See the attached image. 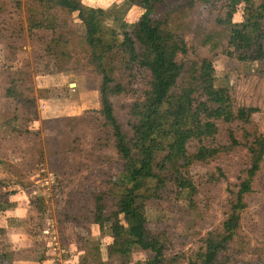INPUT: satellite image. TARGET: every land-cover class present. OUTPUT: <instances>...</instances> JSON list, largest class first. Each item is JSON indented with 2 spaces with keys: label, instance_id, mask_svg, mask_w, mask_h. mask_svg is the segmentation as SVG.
Segmentation results:
<instances>
[{
  "label": "rangeland",
  "instance_id": "374dc122",
  "mask_svg": "<svg viewBox=\"0 0 264 264\" xmlns=\"http://www.w3.org/2000/svg\"><path fill=\"white\" fill-rule=\"evenodd\" d=\"M16 1L19 8L15 1L0 0L6 4L0 13V264H145L148 254L140 250L130 261L110 251L109 232L90 222L93 196L81 195L93 188L110 195L122 183L131 184L118 170L116 140L104 126L99 95L104 76L84 42L86 28L76 15L60 12L61 21L50 22L48 32L30 34L33 12L46 9L39 0ZM81 1L86 8L106 11L101 18L105 38L122 39L118 26L123 21L117 15L131 30L142 13L136 0ZM185 1L159 0L154 22L167 21L166 27L185 38L191 48L187 59L195 67L211 63L215 87L228 89L236 106L259 108L252 130L264 131V63L250 60L256 41L245 47L231 32L246 19L244 11L229 18L232 4L243 0H211L193 8L184 6ZM260 1L250 0L253 7ZM219 19L224 22L218 24ZM126 60L116 49L106 55L114 78L133 82L138 90ZM184 79L188 82V76ZM6 90L12 91L10 97ZM141 96L142 91L123 93L120 101L130 104ZM119 119L124 121L123 114ZM215 122L228 124L224 118ZM246 152L239 148L189 167L195 191L168 181L159 197L145 201L150 227L163 233L168 262L188 264L214 230L220 236L219 264L264 259V162L254 192L247 195V208L240 214L227 208L229 188L238 184ZM180 154L181 148L171 145L164 157ZM220 173L223 181L211 184L208 179ZM190 197L197 200L196 210L189 206ZM120 220L122 236L137 240Z\"/></svg>",
  "mask_w": 264,
  "mask_h": 264
},
{
  "label": "trees",
  "instance_id": "16d2710c",
  "mask_svg": "<svg viewBox=\"0 0 264 264\" xmlns=\"http://www.w3.org/2000/svg\"><path fill=\"white\" fill-rule=\"evenodd\" d=\"M15 7H20L16 0ZM159 0H136L141 16L133 29L128 30L125 18L118 28L122 29V39L105 38L101 18L104 9L86 8L81 0H39L44 5L42 11L33 12L28 30L30 34L46 33L50 22L61 21L60 12L68 16L76 15L86 28L83 37L89 47L95 65L104 76L100 91V105L104 126L110 128L116 140L119 154L118 170L131 181L122 183L117 192L85 191L81 195L93 196L95 207L90 222L101 231H108L112 239L110 251L132 260L136 250L147 255L145 264H171L166 256L163 233L150 227L145 201L159 197L168 181L178 182L181 188L195 191L188 168L197 163L216 161L235 152L246 149L242 170L238 174V184L229 188L228 211L240 214L247 208V195L254 192V183L264 162V131L254 128L255 115L260 109L253 106H236L228 89L216 88L214 70L210 62L194 66L188 60L191 48L184 37L170 30L167 21L154 22L153 15ZM197 3L211 4V0H186L184 6L193 8ZM250 0L232 4V19L239 11L245 12L241 23L233 25L232 35L240 45L250 46L256 41L250 60L264 63V1L252 6ZM0 2V13L5 9ZM48 8V9H47ZM55 9V13H54ZM218 20L217 23H223ZM232 24L231 21H227ZM65 41V40H61ZM126 55V70L138 83L117 81L107 68L106 55L113 52ZM188 76V82L184 79ZM141 87V90H139ZM142 91V98L125 104L120 101L123 93ZM6 90L5 97H10ZM202 100V101H201ZM123 114L124 121L119 117ZM184 120V124L170 120ZM224 118L228 124L220 126L215 119ZM194 144H196L194 146ZM176 145L181 148L178 157H164L167 148ZM193 148L194 153H190ZM224 175L211 176V184L219 185ZM230 187V186H229ZM150 190H153L150 191ZM189 206L199 207L197 200L190 197ZM110 205V207H109ZM69 206L64 213L69 212ZM120 218H123L137 240H128L121 234ZM64 219L79 222V218L65 216ZM78 220V221H77ZM202 250L188 264H219L220 236L214 230L202 239ZM241 262L237 264H264Z\"/></svg>",
  "mask_w": 264,
  "mask_h": 264
},
{
  "label": "water",
  "instance_id": "95a60500",
  "mask_svg": "<svg viewBox=\"0 0 264 264\" xmlns=\"http://www.w3.org/2000/svg\"><path fill=\"white\" fill-rule=\"evenodd\" d=\"M71 86H75V84H71Z\"/></svg>",
  "mask_w": 264,
  "mask_h": 264
}]
</instances>
